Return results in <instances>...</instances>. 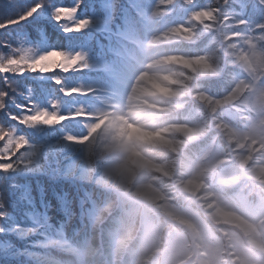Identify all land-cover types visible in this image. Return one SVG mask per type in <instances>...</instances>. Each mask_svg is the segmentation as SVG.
I'll return each instance as SVG.
<instances>
[{
    "label": "trees",
    "instance_id": "16d2710c",
    "mask_svg": "<svg viewBox=\"0 0 264 264\" xmlns=\"http://www.w3.org/2000/svg\"><path fill=\"white\" fill-rule=\"evenodd\" d=\"M35 2L0 0V21ZM247 3L136 0L74 101L29 118L59 129L40 139L0 111L30 162L0 172V264H264V16ZM36 19L0 40H35ZM33 76L9 79L36 95Z\"/></svg>",
    "mask_w": 264,
    "mask_h": 264
},
{
    "label": "snow or ice",
    "instance_id": "6c2138e0",
    "mask_svg": "<svg viewBox=\"0 0 264 264\" xmlns=\"http://www.w3.org/2000/svg\"><path fill=\"white\" fill-rule=\"evenodd\" d=\"M234 2L239 11L232 8L229 10L230 14L242 16L249 6L247 0ZM252 7L264 16V0H254ZM135 8L136 0H73L67 5L59 0H36L35 3L25 4L23 10L18 11L15 17L0 21V30H5L37 18L36 23L29 28L35 31V40L28 39L27 33L19 34L16 37L17 43L8 39L0 40V79L4 83V87L0 88V111H5L15 104V108L20 111L10 112L8 119L16 122L18 126L33 130L40 139L59 129L63 121L56 124L29 118L38 114L57 117L61 115L58 109L65 103L62 97H70L74 101L79 94L80 86L71 81L85 78L83 73L91 68L90 57L99 58L105 52L113 37L133 15ZM44 22L55 32L63 34L56 42L49 38L42 27ZM94 34H99L103 40L97 39ZM93 40L95 47L92 45ZM73 59L79 63L69 65L67 62ZM25 73L43 77H32L38 85V94L34 95L35 89L32 88L22 91L23 85L19 81L13 83L9 79L24 77ZM61 73L72 75L68 77ZM15 97H19L22 102L16 103ZM24 100L27 103H24ZM0 141L3 142L0 148V172H11L18 166L26 167L30 163L22 159L17 160L29 145L25 135L17 134L13 128L0 126ZM41 154L51 155L46 147L41 149ZM3 215L4 213L0 212V217ZM2 231L0 228V232Z\"/></svg>",
    "mask_w": 264,
    "mask_h": 264
},
{
    "label": "rangeland",
    "instance_id": "374dc122",
    "mask_svg": "<svg viewBox=\"0 0 264 264\" xmlns=\"http://www.w3.org/2000/svg\"><path fill=\"white\" fill-rule=\"evenodd\" d=\"M246 258L250 261H257L259 259L256 255L253 254L246 256Z\"/></svg>",
    "mask_w": 264,
    "mask_h": 264
}]
</instances>
